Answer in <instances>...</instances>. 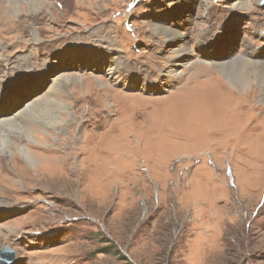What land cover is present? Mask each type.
<instances>
[{
    "label": "rangeland",
    "instance_id": "374dc122",
    "mask_svg": "<svg viewBox=\"0 0 264 264\" xmlns=\"http://www.w3.org/2000/svg\"><path fill=\"white\" fill-rule=\"evenodd\" d=\"M43 2L0 0V119L38 105L0 142V264H264V151L199 141L230 121L217 65L264 55V0Z\"/></svg>",
    "mask_w": 264,
    "mask_h": 264
},
{
    "label": "bare ground",
    "instance_id": "6f19581e",
    "mask_svg": "<svg viewBox=\"0 0 264 264\" xmlns=\"http://www.w3.org/2000/svg\"><path fill=\"white\" fill-rule=\"evenodd\" d=\"M48 1L49 0H44L43 3L47 5ZM191 1H195V0H191ZM184 5H189V4H184ZM41 6H43V4L39 6V9L37 7H33L31 10L34 9H36L35 11L42 10ZM23 12L24 13L22 14L20 13V14L33 16V13L27 14L25 13V11ZM155 32L164 34L168 38V41L180 39L181 41L180 45L176 46V48L173 49V56H174L173 59L175 60V63L173 64H175L176 66L182 64L181 61L183 60V57L189 51V47L187 46L188 45L187 41H185L184 37L182 35H179L177 32H174L171 29L165 28L163 26L156 29ZM244 47L246 49H244L242 57L239 56L238 58H232L229 61H225L217 65V67L220 68L224 73L227 84H229L234 90L229 89L226 85H224L220 78H218L216 82H214L213 84H209L210 88L208 89V91L211 92L209 93V95L211 96L212 94L214 99L219 96L222 97L223 95H226V97H224L225 98L224 106L226 110L225 118L227 119L229 118L230 121L229 122L226 121L224 123V119H223L224 125L223 128L221 129L222 133H220L219 131L212 132L211 130H208V134L206 136L201 137V139H199V141L208 142L209 145H216V144H220V146L222 145V149L223 151H225L224 153L226 154L229 151L231 153H235V150L237 151V153L241 152V149L236 147L237 145L240 144H249L251 150L252 148H260L261 150L264 151V146H262V144L264 145V117L259 118L256 116L257 109H264V55H262L261 51L257 52L254 49H252L247 43L244 44ZM91 50H93L94 53L99 52V50L97 49H91ZM254 53H255V58L258 59H252L249 57L250 54H254ZM106 54H108V50L103 51V55L105 56ZM192 65L193 64H191L190 66ZM190 66L187 67V72L191 76L198 75L197 74L198 68L192 70ZM111 71L112 68L107 73H105L108 76V79H111L113 77ZM120 74L123 75L124 73L120 72ZM124 77L126 78L127 76ZM126 81L129 82V80ZM208 81L210 80L192 83L194 84L192 88L196 87L197 85H201V83L208 84L209 83ZM245 86L247 91L243 95H237L241 92L240 89L245 88ZM234 92H236L237 94H235ZM37 108L38 105L32 103V105H30L29 109L26 111L25 110L19 111L15 116L9 115L8 118L2 117L0 119V142L4 141L3 140L5 137L4 128L10 127L19 130L20 123L26 121V119L29 116L33 115L37 111ZM253 120H255V124L253 123L254 122ZM40 125H41L40 127H42L41 130L42 129L44 130L46 124L41 123ZM54 125L55 124H52V127ZM208 127L212 128L211 126ZM44 138L46 139L48 137L44 136ZM196 138H200V137H195V139ZM20 151H22V149H20ZM87 151L90 152V149H88ZM243 151H245L246 153L245 155L249 153L245 147H243ZM22 154H24L23 151ZM92 155L94 154L92 153L91 155L88 156L89 158L85 160L92 164L90 166V170H91L90 172L92 174L94 173L97 174L99 168L94 167L95 163L93 161L94 159ZM26 156H29V154ZM50 159H53L54 161L53 164L60 165L59 168L55 169L56 172H58L59 169H62L65 165L64 163H59L57 161L58 157L56 155L55 156L53 155ZM12 161L14 162V158L12 159Z\"/></svg>",
    "mask_w": 264,
    "mask_h": 264
},
{
    "label": "water",
    "instance_id": "95a60500",
    "mask_svg": "<svg viewBox=\"0 0 264 264\" xmlns=\"http://www.w3.org/2000/svg\"><path fill=\"white\" fill-rule=\"evenodd\" d=\"M13 260V251L10 250L7 246L3 247L0 251V261L2 263H7Z\"/></svg>",
    "mask_w": 264,
    "mask_h": 264
}]
</instances>
